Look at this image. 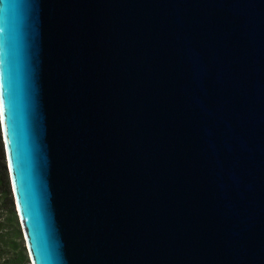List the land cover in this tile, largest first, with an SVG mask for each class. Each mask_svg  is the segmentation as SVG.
<instances>
[{"label": "water", "instance_id": "1", "mask_svg": "<svg viewBox=\"0 0 264 264\" xmlns=\"http://www.w3.org/2000/svg\"><path fill=\"white\" fill-rule=\"evenodd\" d=\"M0 123L31 264H264V0H0Z\"/></svg>", "mask_w": 264, "mask_h": 264}, {"label": "trees", "instance_id": "2", "mask_svg": "<svg viewBox=\"0 0 264 264\" xmlns=\"http://www.w3.org/2000/svg\"><path fill=\"white\" fill-rule=\"evenodd\" d=\"M0 264H31L16 210L0 123Z\"/></svg>", "mask_w": 264, "mask_h": 264}]
</instances>
